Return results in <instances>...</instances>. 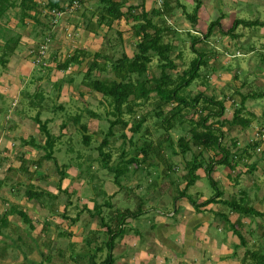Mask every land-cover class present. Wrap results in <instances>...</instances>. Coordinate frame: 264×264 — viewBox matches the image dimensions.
<instances>
[{"label":"crops","instance_id":"0c3cea01","mask_svg":"<svg viewBox=\"0 0 264 264\" xmlns=\"http://www.w3.org/2000/svg\"><path fill=\"white\" fill-rule=\"evenodd\" d=\"M138 2L139 0L130 1L132 4ZM147 3L148 0H145L146 6ZM152 5L153 1L150 3V6ZM207 7L210 8L209 5L200 4L199 9L205 10ZM199 16L200 13L196 24L201 17ZM222 18L223 16L221 20ZM61 19H67V16L62 18L61 15ZM196 24L193 32L200 34L201 31L197 29ZM61 27L62 24L60 27L57 26L58 29ZM201 37L203 38V35ZM64 41L70 43L69 38ZM51 51L58 53L61 49L59 51L57 47V50ZM60 55L62 56L58 53L59 58ZM208 57L212 60L213 52L205 56L210 63L211 60ZM23 60L19 61L15 68L11 69L10 65L5 68L2 75L6 76L7 72L12 73V81H6L11 82L9 85L2 83L3 86L6 85V88L0 87V116L4 115V118L0 117V140L2 139L3 142L0 171V218L4 216L3 223H0V264H44L45 262L46 264H94L105 260L108 255L112 258L111 264H243L242 258L246 248L257 244L250 234H246V231L263 234V230L258 232V228H255V226L258 227L259 220L239 216L233 211H230L227 216L220 211L221 208L217 203L219 201L204 205L206 197L199 198L198 192V202L195 201L196 208L186 197L181 196L180 199L177 198V207L171 217L170 213L167 216L154 213L152 222H148L145 226L141 225L138 216L146 211L140 209L144 207L143 199H139L140 191L143 194V190H149L148 198L144 199L147 204L156 201L152 199L151 190L164 191L172 187L174 181L171 186L165 180L171 178L170 173L176 171V167L172 163L168 165L158 163L160 166L163 164L162 169L168 168L170 171L164 172L166 179H163L161 172L160 181L157 182V163H154L151 168L154 169L153 175L156 177L149 181L150 188L148 186L144 188L143 183L138 182L136 172L143 167L147 170V175H151L146 162L138 159L137 163L131 165L127 163L126 167L119 169L110 166L113 162L114 165L119 164V160L113 162L111 160L107 166L99 164L96 146L103 135L98 134L96 127L99 112L93 104V99L100 100L102 104L105 103L96 93L88 90L83 83L68 74H66L68 82L64 85L67 86L69 96L64 98L60 94L58 97L60 90L56 91L52 85L54 82L50 83L48 77L52 70V63L48 64L49 67L42 68L41 74L33 75L35 66L31 61H28L29 65L26 64L27 62L24 64ZM22 66L25 67L27 74L33 75L31 80L24 83V77L21 74ZM80 69L74 65V70L79 71ZM43 73H45L44 77H42ZM47 84H51L52 91H46ZM36 87H40L43 92L44 98L40 103L38 101L42 96H33ZM233 87L237 93L238 99L236 94L234 95L236 98L234 102H236L240 100V93L235 83ZM60 88L61 84L58 89ZM257 96L255 93L253 98L249 99L255 100ZM51 97L54 99L52 102L53 116L47 115L50 108L46 109L47 107L44 106V102L49 101ZM249 99L245 101V106ZM59 104L62 106L56 109ZM249 109L255 114L253 121L259 122L260 120L264 126V109L252 106ZM56 111L63 113L70 111L75 114L65 122L61 119L63 113L59 116ZM37 114L39 119L46 123L48 132L54 137L48 141L50 143L48 146L45 136L39 131V125L34 120ZM11 119L22 122L21 126L18 127L13 123L4 124V120ZM82 125L86 126L85 131ZM257 129L258 136L262 137L264 130ZM78 130L81 132L80 135ZM87 134L91 136L88 144L84 138ZM93 136L97 138L94 147L92 146ZM129 137L127 136V140ZM261 146L263 148L264 143ZM45 147L52 151L51 159L44 158ZM77 148H81V151ZM82 148H86V151L85 149L82 151ZM122 148L130 157L131 149L134 147L131 148L129 145L126 147L122 144ZM106 149L103 150L110 151L109 148ZM76 152H79L78 156ZM65 161L69 163L65 164ZM80 161L83 163L81 164ZM77 163H79L78 166ZM86 163L89 164L91 170L97 171L94 174L91 173L92 178H87L86 175L89 176V173L83 170V164L86 165ZM68 166L70 168H67ZM129 169H133L132 177H126ZM183 173L185 174L186 171ZM196 174L199 178L205 176L206 172L199 168ZM183 175H181L183 183L180 185V191L186 184ZM108 176L114 179V183H111L112 191L104 194L102 190L106 189L105 179ZM123 177L127 182L126 190L119 187V179ZM197 180L192 186L199 182ZM96 184L101 186L97 187ZM97 208H99V213L92 214V211ZM126 210L134 211L138 216L125 217L122 220L120 213ZM20 211L24 212L30 221L33 220L30 228L18 214ZM102 211L109 215L106 217L101 215ZM178 211L181 212L180 215ZM208 212H211V215ZM211 218L215 221L217 231L222 232L217 239L213 233ZM129 223L132 224L128 235L120 236V232ZM221 225L224 226L223 229ZM230 225L231 230H225ZM143 226L149 227L145 231H149L150 234L144 240H140L138 234L143 230ZM232 228L244 236L247 235L245 236L247 242L244 241V244H241L232 232ZM249 244L252 245L249 246ZM90 245H92L91 250L86 249V246ZM244 264L254 263L245 260Z\"/></svg>","mask_w":264,"mask_h":264},{"label":"rangeland","instance_id":"374dc122","mask_svg":"<svg viewBox=\"0 0 264 264\" xmlns=\"http://www.w3.org/2000/svg\"><path fill=\"white\" fill-rule=\"evenodd\" d=\"M39 1L41 2L43 1L44 3L46 2V0H39ZM152 1H153V5L157 7H160L162 4V0H148L147 7L150 6V3H152ZM179 2L183 7L175 6L173 10L174 11L173 18L168 19L169 24L173 25V27L176 29V32H178V35L175 36L174 34L171 37H166L165 39H172L173 43L176 44L177 47L176 50H181L182 56L178 59H175L178 66L175 69L168 70L169 73L173 77H176V75L181 74V72L184 69H187L189 67L190 61L197 56V52H195L191 47V45H194V43H192V39L194 35L198 36L200 40L199 42L195 43V48H199L200 49L199 51L201 52H206V53L213 52L214 58L211 60V58L208 57V59L211 60L210 63L207 61V64L202 65L200 67L197 79H195L184 90V93L188 97H193L196 93L203 92L204 95L212 96L214 99H218V100L220 99L224 102L225 110L223 115L219 118L211 117L208 123L216 122V120L218 121L225 120L224 124L222 125V128L225 132V136L223 139L224 142H226L227 144H230L231 141L236 140L238 142V146L244 147L247 143L252 142L253 140H259V139L264 140V136H263L264 131L262 137L258 136L256 131L257 128L260 130H264V126H262L263 123L260 120L259 122L253 121L252 125L245 130L238 125H230L228 123L232 117L234 108L237 107L234 102L235 94L237 98V93L233 87L234 83L237 85L239 89V93H241L242 96L243 95L245 96V94L249 91L255 92L256 94L264 93V83H263L264 36L263 37L260 36V35H264V24H261L262 22H264V0H201V4L203 6L209 5L210 8L207 7L205 10L198 9L197 11V17L199 13L201 16V17L199 16L200 17L199 21L196 24L197 29L201 31L200 34L193 32V29L195 27L192 26L191 20L186 19L185 17V13L192 14L194 12L195 4H196L195 0H179ZM44 6L45 5L42 4V10L39 15V18H41L40 21L41 23L37 24L36 26H33L31 21H29V19H26L24 26H21L18 20L19 18L17 14V9H13V10L9 9L6 12V14L0 19V38L6 37L8 35H14L17 33H19L22 36L21 43L19 44L17 50L10 57H8L9 58L8 65L11 66V69L15 68L16 65L19 63V61H22L23 59H24L23 60L24 64L27 62L26 64L29 65L28 56L33 54V52H37L40 45L43 44V42H46L47 41L46 38H48L49 36H51L50 49L55 51L57 50L58 47L59 51L61 49V51L58 53L62 54V56L68 53L69 50L71 51L75 46H83V47L85 46L86 48L88 47L90 50H96V51L101 50L102 52L104 51L106 52L105 48H107L108 45L107 42L114 44L113 48L112 49L109 48V52H107V56H110L112 59H116L117 57H119L122 51L127 52L129 56L132 55L135 49L136 39L133 36L126 37L124 40L125 42L121 43L116 33L118 30H125L129 28V24L125 22L123 19L116 20L113 23L112 30H109L110 32L109 31L106 32L108 28L105 25L101 24V26L98 27L99 33L95 34L93 32L87 31L81 25H78L77 27H75L74 24L72 25V23L74 22L79 23L82 20L80 18L75 19L73 16L76 15L77 12L75 13L72 11L70 12L71 14L70 13L62 14V18H64V16L66 15L67 18L69 16V18L74 19L73 21H71L70 23L71 25H68L69 24L68 19L62 20L60 18L57 26L60 27V25L62 24V26L64 27L58 29L57 26H55L54 30L50 31V29L52 28V27L50 28L51 26L50 22L53 20V15L52 13L50 14L48 11H46L44 9ZM83 7H86V11H87L86 14L87 16H90L93 10L96 11V0H86V3L84 2L82 8ZM183 11H185V13ZM221 16H223L222 20H221ZM55 17H57V15H55ZM90 17L92 18V16ZM95 17L93 18L95 19ZM237 19L239 20L241 19L245 23L235 26L234 30H232L231 33L226 34L225 32L233 27L234 21ZM217 20H219L221 28L220 26L215 25L212 31V35L207 39L206 42L202 41L201 35L205 34L208 26L211 25L212 22H215ZM123 32L125 33L126 31ZM104 33H106V36H104L103 38L102 35ZM65 37L70 39V43L64 41L65 39H67ZM0 42L2 41L0 40ZM50 52L52 53V51ZM0 56H1V52H0ZM99 60L100 62L104 61L103 58ZM49 61L50 64L52 63L51 64L52 70L50 71V75L48 76L50 83L53 82L60 83L62 92L60 88L59 90L61 93L59 92L58 97L61 94V96H64V98H66L67 95L69 96V91L67 92L66 90L67 86L64 85L66 82H68L67 76L72 75L73 79H76L80 83H82V78L84 74L83 71L86 68L87 64L86 66L81 68V71L83 70L82 72L76 71L74 70V66H70V69H67V71L69 72L68 73L64 70H59L56 67L53 68V66H56L55 59H51ZM158 63L159 62L157 58H154L153 56L152 61L149 64V70H148L149 73L148 75L151 81L155 80L160 75V68ZM24 66H22L23 69L21 70V74L24 77L23 83L27 82L28 80H31L33 75H39L42 73V67L40 68V65H36V67H34L32 72L33 75L31 76L30 75L31 73L27 74V71L25 70ZM108 68L109 71L107 73L106 72L100 73L98 71H95L93 75L96 77L108 76L111 72L109 64H108ZM4 70H5L4 66H1L0 63V87L3 86L2 83L5 82L4 84H6L13 77L12 73L10 72H7L6 76L2 75ZM44 76L45 73L42 74V77ZM9 83H7V85H9ZM54 83L52 85H54ZM46 86H47L46 88L47 92L52 91L51 84H47ZM3 87L6 88V85ZM92 95L95 94L92 93ZM52 102H53V97H51L49 101L44 102L45 103L44 106L47 107L46 109L50 108V110L47 111L48 112L47 115L50 116H53L52 113L54 111L52 110L53 108ZM93 104L96 106L99 112V116L98 118H96L97 120L96 127L98 130V134L102 136L109 129L108 119L110 117H108L107 113H105L106 110L105 104H102L100 100L93 99ZM202 105L203 102L201 101L195 109L185 110L184 113L186 114L187 119L184 122V124H182V126L180 127L179 124L176 123L175 127H173L170 130L164 128L165 125L163 126V124L161 123L162 117L160 118L155 115L156 110H155L154 98H151L149 101H146L144 105L135 108L136 116L145 115L146 117L145 118L146 121L143 123L142 128L140 129V135L142 136V138L143 139L145 138L148 141L157 142L158 145H161L163 147V152L161 155L162 156L161 163H163L164 165H168L172 163L176 167L175 169L176 171L170 173L171 176L170 179L174 181L172 187H170L169 189L167 188L164 191L159 189H157V191L151 190L152 199L156 201L148 204L145 202L144 199L148 198L147 193L149 190H143V194L141 191H140L141 194L138 193L141 195L139 199H143L142 205L144 206L140 209L142 211H146V213H143L138 216L141 225L145 226L148 225V222H152L153 221L152 215L154 213L161 216L163 215L167 216L170 213L169 215L170 217L173 215V212L177 207L176 204L177 198L180 199V197L177 198H173V197L178 195V192L180 191V185L183 183L181 182L182 179L181 175H183L184 174L183 172L186 171L183 162L185 160L192 158V152H187L185 153V155H180V154L176 155L173 153V150L180 149L177 144V140L180 136H184L187 139L190 138L189 128L191 121L189 120L191 119L193 121H196L198 119V116L201 113L200 108ZM246 106L248 109L250 108V106L257 109L259 108L264 109V95L260 97L257 96L255 100L249 99V101L246 102ZM56 113L57 115L60 116L63 112L56 111ZM206 113L207 111L202 112V114H206ZM74 114H75L74 112L70 113V111L68 113L65 112L63 113V118L61 119L67 122L68 118ZM83 115L85 116V114ZM0 117L4 118V115L2 114ZM131 118L132 117L128 118V116H125V119L129 120V124L126 128H124L123 132L121 125H116L114 128L115 136L108 137L109 143L106 146V148H109L110 151H112L111 153L112 162L114 160L115 161L119 160L117 157L118 148L120 147V145L122 146L123 144L122 141H124L121 135L124 134L126 137L132 135L130 126L133 120ZM87 120L88 118L85 121L87 122ZM9 123L16 124L18 127H20L22 124V122H17L13 119L4 120L5 125H8ZM78 131L80 135L81 132L80 130ZM146 131L148 133H146ZM136 138L138 139L139 137ZM96 139L97 138L93 136V140H92L93 147L96 144L97 141ZM140 141L142 144L141 138H139V141L137 142L140 143ZM128 144H130V142L125 141L123 145L127 147ZM2 146H3V142L1 139L0 148H2ZM229 146H231V144ZM84 149L86 151V148H82V151ZM77 150L81 151V148H77ZM256 150L257 153L254 154V156H252L251 158H246V159L244 158L243 161H240L238 163V165L234 168V170L230 169L226 165L214 164L210 176L217 183V187H214L212 185L208 175L201 176L198 178L199 182H196L194 186L192 185L189 186V189L186 191L187 196H190L192 200L198 202L197 200L198 192H199L198 197L200 198L201 196H205L206 200L208 198L215 196L216 193H221V197H220L221 200H230L233 199L234 197L238 198L241 194L240 191L244 190L248 194V202L250 203V205H252L256 210L262 211L264 208V198H263L264 197V157H263L264 147L262 148V146H259ZM193 151L198 152L199 149H196L193 146ZM76 153L78 156L79 152ZM202 157L204 158L203 165L204 163L207 165L208 160L210 159L218 160L220 158V155H217L216 152L211 150L209 151L203 150ZM0 161H1V151H0ZM80 162L81 164L83 163L82 161ZM253 162H256L257 166L256 169L251 171L249 166ZM64 163L68 164L69 161L68 162L65 161ZM87 164L88 163H86V165L83 164V170L86 171V173H89V176L88 174L86 175L87 178H92L93 177L92 174H94L97 171L91 170L89 164L88 165ZM78 165L79 163H77V166ZM127 165H128L127 163H123L121 166L126 167ZM161 166L157 164V170H156L157 182L160 181L159 178L161 177V172L163 167ZM67 168H70V166H68ZM202 170H204L203 167ZM132 171L133 169H129V173L126 175V177L127 176L132 177L133 175ZM149 171L151 175H147V170H145V168L143 167H140L139 171L136 172L138 174V180H139L138 182L143 183L144 188H146L147 186L149 187V181L154 180L156 177L153 175V169ZM233 178H237V181L234 182ZM125 180L126 178L124 177L119 179V185H120L119 187H123V190H126L127 188L125 186L127 183L125 182ZM178 181L180 182L179 184ZM105 182H106L105 183L106 189L102 191L104 192V194H107V192L112 191L111 183L112 182L114 183V179L112 180V177L108 176V178L105 179ZM96 185L97 187L101 186L99 184ZM210 203H207V205ZM217 203H219L218 206L219 208H221L220 211L224 212L228 216L230 214V209L225 204H223L222 201H219ZM212 208L216 209L215 207ZM98 213H99V208H97L95 211L94 210L92 211V214L97 215ZM208 213L211 215V212ZM180 214L181 212L178 211V215ZM101 215H104L106 217L109 215V213L102 211ZM3 217L4 216L0 218V223H3V219H4ZM250 218H253L255 221L259 220L257 223L258 227L255 226V228H258V232L263 230L262 235H264V217L252 216ZM211 219H212L211 225H212L213 233L215 234L217 239L222 232L217 231V228L215 227L216 225L215 221L213 220V218ZM131 224L132 223H129L128 224L129 226L127 225L126 228H124L119 235L120 236H125L124 234L128 235L127 233L129 232L128 230L130 229ZM26 225L28 228H30L33 225V220L30 221L29 219ZM221 227L222 229L224 228V226L222 225ZM148 229L149 227H144L143 230H141V232L138 234V236H140L139 237L140 240H144L145 238H147L146 236L150 234L149 231L148 232L145 231ZM225 230H231V225L227 226ZM232 232L235 233L236 230L232 228ZM247 233L248 235L250 234L251 237L254 238L255 242L257 243L255 244V246L258 245L262 247L261 252L264 254V238L262 240H259L260 235L257 232L253 233L246 231V234ZM92 245L88 247L86 246V249L91 250ZM251 245L249 244V246ZM249 248L253 249V247H249ZM44 264H46V262Z\"/></svg>","mask_w":264,"mask_h":264},{"label":"trees","instance_id":"16d2710c","mask_svg":"<svg viewBox=\"0 0 264 264\" xmlns=\"http://www.w3.org/2000/svg\"><path fill=\"white\" fill-rule=\"evenodd\" d=\"M74 1L77 3L75 6L73 5ZM130 1L131 0H96V11L93 10L91 12V18L86 14V7L82 8L84 2L86 3V0H46V4L39 0H0V19L9 9H17L18 20L21 26H24L26 19H29L32 25L36 26L41 23L39 15L42 10V4H44V9L53 15V20L50 22L51 26L49 25L50 28L52 27L50 31H53L55 26H57L62 13L68 14L72 11L75 13L77 12L76 15L73 16L75 19H82L79 23L74 22V26L77 27L78 25H81L87 31L95 34L99 33L98 27L101 26V24L108 28L106 30V32H108L109 30H112L113 23L116 20L123 19L127 22L129 24V28L125 30H118L116 33L121 43L125 42L124 40L126 37L133 36L136 39L135 49L131 56H129L125 51H122L119 57L112 59L110 56H107V52H109V48H113L114 44L107 42L108 45L107 48H105L106 52H102L101 50H90L89 48L83 46H75L71 51L62 56V58H58V53L50 52L51 36H49L46 38L47 41L40 45L37 52H33V54L28 56L29 61H31L35 67L36 65H40V68H44V66L49 67V60L55 59V67L64 71L70 66L76 65L78 68H82L87 64L84 71L82 70L84 73L82 83L88 90L96 93L102 99L103 103H105L106 113L108 117H110L108 119L109 129L104 133L101 137V141L96 146L98 149L97 162L99 164H105L106 166L109 165L111 162V151L103 150L109 143L108 137L114 134V128L116 125H121L123 132L124 128H126L129 124V120L125 119V116H128V118L132 117L131 119L133 122L130 126L132 135L129 137V140H126L127 137L124 134L121 136L124 140L122 141L123 144L125 141L130 142L128 145L131 148L134 147V149H131L130 157H128V154L120 145L117 155L120 161L119 164L114 165V162L110 164V166L114 169L121 168L123 163H128L129 165L137 163L138 159H140L141 161L146 162L148 168L151 170L153 169L151 167L154 166V163L158 164L162 161L161 155L163 147L158 145L157 142L148 141L145 138L143 139L140 135V129L146 121V117L145 115L136 116L135 108L144 105L146 101L154 98L156 110L155 115L160 118L162 117L161 123L163 126L165 125L164 128L170 130L175 127L176 123H178L181 127L187 119L184 111L187 109H195L202 101L203 105L200 108L201 113L199 114L198 119L196 121L191 119L189 120L191 121L189 128L190 141L184 136H180L177 140V144L180 149L173 150V153L176 155H185L187 152H192V158L184 161L186 173L183 175V178L186 181V184L174 198L181 196L186 197L196 208V202L192 200L190 196H187L186 191L187 188L190 185H193L197 180L198 175L196 174V171L199 168H204L212 185L217 187V183L210 176L214 164L226 165L230 169L234 170L238 163L243 161L244 158L246 159L254 156V154L257 153L256 149L261 146L264 141L261 139L253 140L242 147L238 146V142L236 140H233L230 142L231 146H229L230 144L224 142L223 139L225 132L222 125L225 120H216V122L208 123L211 117L219 118L223 115L225 110L224 102L220 99H214L212 96L204 95L203 92H198L193 97H188L184 93V90L195 79H197L200 67L207 64L208 61L205 58L208 53L201 52L199 51V48H195V43L200 40L198 36L194 35L192 39V43H194V45H191V47L195 52H197V56L190 61L189 67L184 69L181 74L176 75V77H173L169 73L168 70L175 69L178 66L175 59L182 56L181 50H176V44L173 43L172 39H165L166 37H171L174 34L175 36L178 35V32H176L173 25L169 24L168 19L172 17L175 6H182L179 1L162 0L161 6L159 5L160 7L154 5L147 7L145 5V0H139L137 4H132ZM195 2V10L192 14L185 13V11H183L186 18L191 20L192 26H195L197 22V11L201 4L200 0H195ZM56 12L60 13L57 17H55ZM93 17H95V19ZM67 19L69 23L68 25H70L71 21L74 20L69 18V16ZM242 23L245 22L241 19L235 20L233 27L225 33H231L235 26ZM261 24H264V22ZM215 25H218L221 28L219 20L212 22L211 25L208 26L206 33L203 34L202 41L206 42L212 35ZM63 27L64 26H62V28ZM123 31L126 32L124 33ZM102 36L104 38L106 33ZM21 39L22 36L19 33L0 38L2 41L0 42V63L1 66H4V69L8 67V57L15 53L21 43ZM43 47L46 48L44 49L43 54H41L40 50L43 49ZM153 56L154 58H157L159 62L158 65L160 68V75L155 80L151 81L148 75V70ZM101 58H103V62H100L99 59ZM108 64L110 65L111 75L109 74L104 77H96L93 75L95 71L107 73L109 71ZM79 71L82 72L81 69ZM39 79H41V77H39ZM54 87L56 88V91H58L60 83H55ZM35 93L33 96H42V98L38 101L40 103V101L44 98L42 95V89L40 87H36ZM254 94L255 92H247L245 96H242L240 93V100L236 101L239 103L235 102L237 107L234 108L232 117L228 122L230 125H238L242 129L250 127L252 121L255 119V114L245 106V101L249 98H253ZM256 95L260 97L264 95V93ZM61 106L62 105L59 104L56 106V109H59ZM203 111H207V113L202 114ZM34 120L39 125V131L45 136L46 145L48 146L50 144L48 141L54 138L53 135L48 132L46 123L39 119L38 114L34 116ZM82 129L85 131L86 126L82 125ZM146 133L148 132L146 131ZM90 137L91 136L89 134L84 137L86 144L89 143ZM136 137L142 139V144L141 141L140 143L137 142L139 141V138L137 139ZM193 146L196 149H199V151L194 152ZM203 150L214 151L217 155H220V158L218 160L210 159L208 160L207 165H203ZM52 156V151L45 147L44 158L51 159ZM256 166L257 163L253 162L249 167L252 171L256 169ZM167 171H170V169H162L163 179H166L164 172ZM62 176L63 174L61 177ZM115 177L118 178L116 174ZM233 180L236 182L237 178H233ZM165 182L168 185L171 184V186L173 184L172 179H166ZM240 193L241 194L238 198L234 197L230 200H221V193H216L215 196L208 198L204 202V205L213 201H222V203L225 204L230 211L236 212L239 216L264 217V208L262 211L256 210L248 202L247 192L241 190ZM18 214L22 218L23 222L27 223L29 221V218L24 214V212L20 211ZM133 216H138V214L134 211L127 210L124 213H120V218L123 217L122 220L125 217ZM235 234L238 236L240 243L244 244L245 236L238 230H236ZM259 238V240H262L264 235H260ZM261 249L262 247L258 245L254 246L253 249L246 248L242 258L243 264L245 260L254 264H264V254L261 252ZM111 263L112 258L108 255L105 260L94 264Z\"/></svg>","mask_w":264,"mask_h":264},{"label":"built area","instance_id":"2783aa9c","mask_svg":"<svg viewBox=\"0 0 264 264\" xmlns=\"http://www.w3.org/2000/svg\"><path fill=\"white\" fill-rule=\"evenodd\" d=\"M76 4H77L76 1H74V2H73V5L75 6ZM59 14H60V13H58V12L55 13V15H59ZM45 48H46V47H43V49L40 50V53H41V54H43ZM0 151H1V148H0ZM1 169H2V163H1V161H0V171H1Z\"/></svg>","mask_w":264,"mask_h":264}]
</instances>
